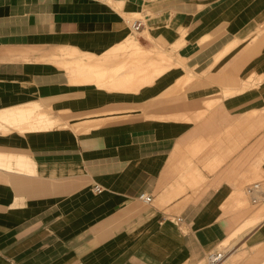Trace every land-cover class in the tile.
Listing matches in <instances>:
<instances>
[{
    "label": "crops",
    "instance_id": "1",
    "mask_svg": "<svg viewBox=\"0 0 264 264\" xmlns=\"http://www.w3.org/2000/svg\"><path fill=\"white\" fill-rule=\"evenodd\" d=\"M223 243L264 264V0H0V264Z\"/></svg>",
    "mask_w": 264,
    "mask_h": 264
},
{
    "label": "built area",
    "instance_id": "2",
    "mask_svg": "<svg viewBox=\"0 0 264 264\" xmlns=\"http://www.w3.org/2000/svg\"><path fill=\"white\" fill-rule=\"evenodd\" d=\"M141 22L140 21H134L131 24V28L133 30H138L141 27ZM258 183H252L251 185H249L246 188V193L252 195V203H256L257 202V198L254 196L255 191L258 189ZM94 190L97 191L99 190L98 186L94 187ZM140 198L142 199V201H144L145 203H149L151 201V196L150 195H141ZM225 257V252L223 251H216V252H212L209 253L206 257V264H219Z\"/></svg>",
    "mask_w": 264,
    "mask_h": 264
},
{
    "label": "rangeland",
    "instance_id": "3",
    "mask_svg": "<svg viewBox=\"0 0 264 264\" xmlns=\"http://www.w3.org/2000/svg\"><path fill=\"white\" fill-rule=\"evenodd\" d=\"M110 118L111 116H104V118ZM229 247L228 246H225L224 245V243L221 245V246H219V251L221 250V251H225V250H227ZM199 264H206V259H204L203 261H201Z\"/></svg>",
    "mask_w": 264,
    "mask_h": 264
},
{
    "label": "bare ground",
    "instance_id": "4",
    "mask_svg": "<svg viewBox=\"0 0 264 264\" xmlns=\"http://www.w3.org/2000/svg\"><path fill=\"white\" fill-rule=\"evenodd\" d=\"M86 122H87V121H86ZM90 122H91V121H90ZM93 122H94V121H93ZM91 123H92V122H91ZM91 123H90V124H91ZM98 123H99V121H98ZM98 123H97V121H96V124H98ZM85 124H86V123H85ZM90 124H89V126H90ZM92 125H93V124H92ZM94 125H95V124H94ZM89 126H88V127H89ZM96 126H97V125H96ZM75 127H76V126H75ZM84 127H86V125H85ZM84 127H83V128H84ZM92 127H94V126H92ZM83 128H82V129H83ZM220 251H221V250H220Z\"/></svg>",
    "mask_w": 264,
    "mask_h": 264
}]
</instances>
